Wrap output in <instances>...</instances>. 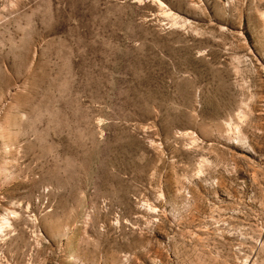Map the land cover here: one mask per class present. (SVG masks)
<instances>
[{"label":"rangeland","instance_id":"374dc122","mask_svg":"<svg viewBox=\"0 0 264 264\" xmlns=\"http://www.w3.org/2000/svg\"><path fill=\"white\" fill-rule=\"evenodd\" d=\"M0 264H264V0H0Z\"/></svg>","mask_w":264,"mask_h":264},{"label":"bare ground","instance_id":"6f19581e","mask_svg":"<svg viewBox=\"0 0 264 264\" xmlns=\"http://www.w3.org/2000/svg\"><path fill=\"white\" fill-rule=\"evenodd\" d=\"M1 227V226H0Z\"/></svg>","mask_w":264,"mask_h":264}]
</instances>
